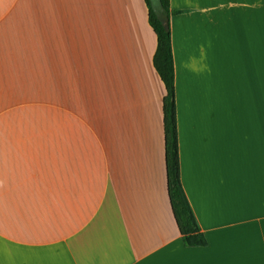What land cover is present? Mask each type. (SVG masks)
Masks as SVG:
<instances>
[{
	"label": "crops",
	"instance_id": "obj_1",
	"mask_svg": "<svg viewBox=\"0 0 264 264\" xmlns=\"http://www.w3.org/2000/svg\"><path fill=\"white\" fill-rule=\"evenodd\" d=\"M169 3L207 245L184 246L170 206L144 1L0 0V264H264V0Z\"/></svg>",
	"mask_w": 264,
	"mask_h": 264
},
{
	"label": "trees",
	"instance_id": "obj_2",
	"mask_svg": "<svg viewBox=\"0 0 264 264\" xmlns=\"http://www.w3.org/2000/svg\"><path fill=\"white\" fill-rule=\"evenodd\" d=\"M148 11V23L156 38L152 66L164 85L166 95L162 100V127L166 164L167 193L175 223L186 247H205L207 242L200 232L193 213L184 197L179 177L178 137L174 103V64L171 49L169 19L178 12L170 9L169 0H160L166 25L151 10L148 0H143Z\"/></svg>",
	"mask_w": 264,
	"mask_h": 264
},
{
	"label": "water",
	"instance_id": "obj_3",
	"mask_svg": "<svg viewBox=\"0 0 264 264\" xmlns=\"http://www.w3.org/2000/svg\"><path fill=\"white\" fill-rule=\"evenodd\" d=\"M151 10L155 14L156 18L165 26L166 21L164 19L163 11H162V5L160 0H148Z\"/></svg>",
	"mask_w": 264,
	"mask_h": 264
},
{
	"label": "rangeland",
	"instance_id": "obj_4",
	"mask_svg": "<svg viewBox=\"0 0 264 264\" xmlns=\"http://www.w3.org/2000/svg\"><path fill=\"white\" fill-rule=\"evenodd\" d=\"M235 110H237V109H236V108H235V109L233 108V109H232V112H234ZM224 114H225V112H224Z\"/></svg>",
	"mask_w": 264,
	"mask_h": 264
}]
</instances>
